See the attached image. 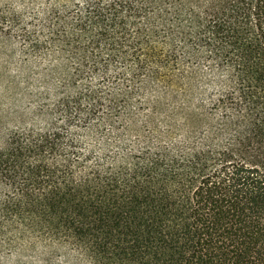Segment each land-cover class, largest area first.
Wrapping results in <instances>:
<instances>
[{"label":"trees","instance_id":"1","mask_svg":"<svg viewBox=\"0 0 264 264\" xmlns=\"http://www.w3.org/2000/svg\"><path fill=\"white\" fill-rule=\"evenodd\" d=\"M13 45L0 264H264V0H0Z\"/></svg>","mask_w":264,"mask_h":264},{"label":"rangeland","instance_id":"2","mask_svg":"<svg viewBox=\"0 0 264 264\" xmlns=\"http://www.w3.org/2000/svg\"><path fill=\"white\" fill-rule=\"evenodd\" d=\"M12 1L14 3V0H7ZM27 63L26 54L22 51L21 47L16 45L12 48L8 49H1L0 48V127L2 128H8L14 127L15 125H19L20 122H18L16 117L19 116V111L23 108L26 109V107H31L32 102L29 98V96L25 97L24 102H19L17 93L10 94L8 91L4 92L3 87L6 80L16 78L18 75V68L21 67L23 64ZM15 99H17V104L14 105ZM20 107V108H19ZM28 124H31L29 120H27ZM73 256V255H71ZM58 261L61 262V264H64L62 254L58 256ZM74 258V256L72 257ZM66 263V264H72Z\"/></svg>","mask_w":264,"mask_h":264}]
</instances>
